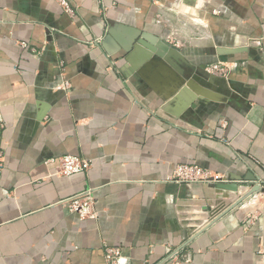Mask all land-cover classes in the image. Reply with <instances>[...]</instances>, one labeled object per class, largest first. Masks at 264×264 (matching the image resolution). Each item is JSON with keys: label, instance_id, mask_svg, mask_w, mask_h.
I'll use <instances>...</instances> for the list:
<instances>
[{"label": "crops", "instance_id": "1", "mask_svg": "<svg viewBox=\"0 0 264 264\" xmlns=\"http://www.w3.org/2000/svg\"><path fill=\"white\" fill-rule=\"evenodd\" d=\"M67 1L0 0V264H264V186L227 211L264 181V0ZM115 24L181 52L177 95L106 42ZM66 154L91 165L61 174Z\"/></svg>", "mask_w": 264, "mask_h": 264}, {"label": "water", "instance_id": "2", "mask_svg": "<svg viewBox=\"0 0 264 264\" xmlns=\"http://www.w3.org/2000/svg\"><path fill=\"white\" fill-rule=\"evenodd\" d=\"M124 31L125 33H121ZM147 40L148 42H146ZM106 42L111 43L116 51L122 50L125 54V59L134 71H137L141 75L148 70L159 71L165 74L166 70L172 73L171 83L172 89L167 95L163 97L164 100H168L178 94L180 89L187 83V77L184 75V70L181 66V62L185 60L181 52L171 46L170 44L156 39V37L150 34L141 32L138 29L115 24L108 31ZM245 50H251V48H244ZM226 52H237L236 50H227ZM169 76V74H167ZM170 79V78H169ZM259 178H254L256 182L252 188L237 201L231 204L227 211L232 210L246 198L252 194L262 190L264 181L259 182ZM222 188H228L237 190L238 184L235 186H227V184H221Z\"/></svg>", "mask_w": 264, "mask_h": 264}, {"label": "built area", "instance_id": "3", "mask_svg": "<svg viewBox=\"0 0 264 264\" xmlns=\"http://www.w3.org/2000/svg\"><path fill=\"white\" fill-rule=\"evenodd\" d=\"M60 1L67 11H71L67 0ZM206 71L215 75L227 77L230 75L232 69L226 62L219 60L208 65ZM90 165V159L75 154H66L60 158V172L64 175H73L83 172L88 169ZM170 177L180 182H203L206 184H215L224 180L221 174L206 169L198 164H180L176 166ZM92 201V193L88 191L68 199V205L71 211L78 214L79 217L84 218L92 214ZM119 255L120 250L118 248H109L107 250V258L114 263Z\"/></svg>", "mask_w": 264, "mask_h": 264}]
</instances>
